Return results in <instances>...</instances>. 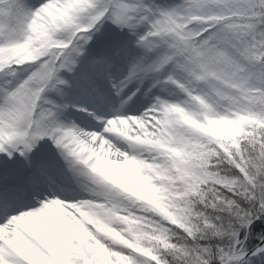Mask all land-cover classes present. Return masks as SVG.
<instances>
[{"label": "snow or ice", "instance_id": "1", "mask_svg": "<svg viewBox=\"0 0 264 264\" xmlns=\"http://www.w3.org/2000/svg\"><path fill=\"white\" fill-rule=\"evenodd\" d=\"M0 264H264V0H0Z\"/></svg>", "mask_w": 264, "mask_h": 264}]
</instances>
